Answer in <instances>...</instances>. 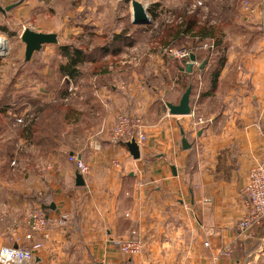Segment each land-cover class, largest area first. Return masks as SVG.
Here are the masks:
<instances>
[{
    "label": "crops",
    "instance_id": "crops-1",
    "mask_svg": "<svg viewBox=\"0 0 264 264\" xmlns=\"http://www.w3.org/2000/svg\"><path fill=\"white\" fill-rule=\"evenodd\" d=\"M31 1L21 0L16 12ZM255 1L249 0L252 14L239 9L236 37L225 38L226 61L214 89V72L196 63L199 71L190 76L201 82L191 89L190 116L168 114L165 104H177L182 95L172 92V82L155 94L134 80L109 92L100 85L90 106L98 117L95 124L78 120L85 104L75 106L73 122L62 119V135L71 143L48 153L53 179L0 178V248L12 236V247L27 246V212L41 204L49 206L50 228L33 264H264V217L250 230L238 228L247 213L248 174L264 159V34ZM178 71L189 80L187 72ZM125 74L116 72L120 79ZM119 112L146 123L147 139L137 160L123 144L108 142ZM198 118L203 123L196 126ZM70 155L88 167L83 186L74 184L77 169ZM125 239L140 243L136 256L116 247Z\"/></svg>",
    "mask_w": 264,
    "mask_h": 264
},
{
    "label": "rangeland",
    "instance_id": "rangeland-1",
    "mask_svg": "<svg viewBox=\"0 0 264 264\" xmlns=\"http://www.w3.org/2000/svg\"><path fill=\"white\" fill-rule=\"evenodd\" d=\"M136 1L147 7L149 24H132L130 0H32L33 5L28 9L22 7L18 12L21 0H12L9 5L17 6L9 12L0 13V36L6 40L0 49V109L5 104L8 106L5 113H0L1 179L26 180L33 176L35 183L53 179L54 167H51L53 162L48 153L56 152L63 142L71 143L68 137L64 139L62 135V130H66L62 119L67 118L64 117L67 114L64 106L75 110V106L85 104L78 120L86 125L95 124L98 117L94 107L91 109L90 106H93L94 101L92 91L100 85L109 92L111 86L119 89L127 86V80H134L137 84L142 82L149 87L148 93L155 94L159 88L172 82L170 88L178 96L188 85L196 89L201 82L197 81L196 76H190L187 80L185 74L178 73V68L184 69L188 59L173 55V52L182 49L189 51L193 42L189 37L174 42L167 34H171L170 31L182 17L193 16L200 27L217 26L222 29L227 42L233 40L242 22L238 18V11L247 0ZM257 2L259 0L253 4ZM223 4H228L231 12L223 9ZM220 19H227L230 23L216 25ZM25 28L46 34L54 33L58 44L42 46L40 51L32 54L28 62H24V44L20 34ZM259 33L264 34V26H259ZM209 43L205 41V44ZM62 46L80 49L84 54V62L79 66L82 74L75 79L58 74V65L66 62L65 55L59 50ZM207 50L201 46L197 52L198 59L193 64L195 71L192 74L198 72L196 63L200 64L204 60ZM212 50L210 48L211 59L204 69V72L211 74L216 71V54ZM116 72L127 74L120 79ZM71 86L73 89L69 91ZM64 91L66 94L62 98L60 94ZM17 97L23 101L11 104L10 99ZM29 99L40 102L38 104L45 108L53 107L36 114L34 108L36 110L38 104L27 106L26 101ZM57 104L62 110H55L59 109ZM77 115L72 113L65 121L73 122ZM32 119L36 121L34 134L35 142L41 146L39 148L20 137L22 129ZM197 120L195 125H202L197 124ZM143 122L145 130L144 119ZM4 143L6 146L13 144L12 157L8 158L6 152L1 153ZM59 158L58 162H62V154ZM34 208H41L47 214L49 206L31 205L27 213ZM12 238L8 237L7 247L11 246Z\"/></svg>",
    "mask_w": 264,
    "mask_h": 264
},
{
    "label": "built area",
    "instance_id": "built-area-1",
    "mask_svg": "<svg viewBox=\"0 0 264 264\" xmlns=\"http://www.w3.org/2000/svg\"><path fill=\"white\" fill-rule=\"evenodd\" d=\"M9 2H12V0H0L1 5ZM199 3L201 4V1L198 2V5H200ZM259 6L258 18L262 21L261 26H264V0H259ZM242 10L245 15L252 14L249 0L244 2ZM202 47L208 49L211 48V45L204 44ZM189 53L188 50L182 49L173 52V55L188 59ZM72 89V86L69 87V91H72ZM202 123V120L198 118L197 124ZM143 128L144 122L141 117L119 113L115 116L112 126L109 128L108 142L112 145H124L126 141L133 138L139 151H141L147 139ZM69 161L75 165L81 175L84 176L88 173V167L76 155H71ZM243 195L247 200V213L238 223L241 232L250 230L253 222H258L264 217V159L256 163L250 170ZM49 223L48 216L43 209H32L28 213L27 229L24 234V241L27 246L1 247L0 264H33L34 252L42 248L43 239L48 237ZM116 247L121 253L129 257L136 256L141 250L140 243L132 239L118 240L116 241Z\"/></svg>",
    "mask_w": 264,
    "mask_h": 264
},
{
    "label": "trees",
    "instance_id": "trees-1",
    "mask_svg": "<svg viewBox=\"0 0 264 264\" xmlns=\"http://www.w3.org/2000/svg\"><path fill=\"white\" fill-rule=\"evenodd\" d=\"M223 9L225 8L226 11H230L231 12V8L228 6V4H223ZM151 13V10L149 11ZM218 24L216 25H224L227 23H230L227 19H220V21L216 22ZM241 29V26H240ZM171 34H167L168 36H171L174 40V42H179L181 41L183 38L185 37H189L191 42H193V46L192 48H190V52L194 54L195 56V60L198 59V54L197 52L199 50H201V46H203V44H205V41H209L211 43H209V45H211V49L213 48L212 52L216 54V58H215V72H214V77L213 79L210 80V84H211V89H214L215 84H216V78L218 76V73L220 72V70L222 69V67L224 66V63L226 61V51H227V47H226V42H225V36L222 34V29H220L217 26L211 25V26H203L200 27L195 18H193V16H184L181 18L180 22H178L176 24V26L170 31ZM59 50L65 55L66 57V62L64 64H59L57 69H58V74L60 76H64V77H68L70 79H75L78 76H80L82 73L79 72V66L84 62V54L82 52V50L77 49V48H69V46H62L59 47ZM207 50V49H206ZM210 48L207 50V52L205 53L204 56V66L203 69L205 68V66L208 65L209 60L211 59V54L210 53ZM207 64V65H206ZM200 65V64H198ZM198 70V66L197 69ZM199 71V70H198ZM183 72H186L185 70H183ZM193 70L190 71V73H188V75L190 76L192 74ZM191 89L192 86H191ZM65 91L62 92L60 95H62V98L65 97ZM22 96V95H21ZM23 101L20 97L17 98H13L10 99V103L14 104V103H19V101ZM26 102L30 103L32 105V107H34V105H37L40 102H36L33 101L31 99L27 100ZM17 103V104H18ZM58 105V104H57ZM59 106V105H58ZM57 106V107H58ZM8 106L5 104V106H3L0 109V113H5V110ZM37 107V109L35 110L34 108V112H36V114H40L43 111L52 108L53 106H50L49 108H45V106H41V105H37L35 106ZM59 109L55 108L56 111H60L62 110V108H60V106L58 107ZM64 108H66V116L64 117H71L69 116L70 114L73 113V115L75 114V111L73 109H71L69 106H64ZM65 118V119H67ZM35 119V118H34ZM32 119L30 122H28L25 127L22 129V138L25 139L26 142L30 143V144H37L38 142H35V134H34V130H35V126H36V121ZM8 143V142H7ZM1 153L6 152V154L9 157L13 156L14 153V148H13V144L11 143V145L6 146L5 143L2 144L1 146Z\"/></svg>",
    "mask_w": 264,
    "mask_h": 264
},
{
    "label": "water",
    "instance_id": "water-1",
    "mask_svg": "<svg viewBox=\"0 0 264 264\" xmlns=\"http://www.w3.org/2000/svg\"><path fill=\"white\" fill-rule=\"evenodd\" d=\"M131 5V22L133 25H146L150 23V19L148 17V10L146 6H143L139 1L130 0ZM17 4H11L8 6H1L0 5V13L4 14L9 12ZM20 40L24 44V55L23 60L24 62H28L34 52L40 51L41 47L44 45H57V35L54 33L46 34L42 32H35L30 29H23L20 34ZM195 56L193 53H189L188 55V62L185 64L184 69L187 73H190L193 64L195 63ZM205 62L200 64V68H203ZM190 93H191V86H187V88L182 93L179 101L177 104H170L166 103L165 106L167 108V112L171 116H190L192 111L190 108ZM125 148L127 149L128 155L131 159L137 160L140 158V152L138 145L135 143L134 139L131 138L130 140L124 143ZM181 147L183 150H187L190 148V145L186 142L184 136L181 139ZM173 169V168H172ZM74 184L75 186H83L84 181L83 177L79 174L78 171L74 173ZM53 209V206H51Z\"/></svg>",
    "mask_w": 264,
    "mask_h": 264
},
{
    "label": "bare ground",
    "instance_id": "bare-ground-1",
    "mask_svg": "<svg viewBox=\"0 0 264 264\" xmlns=\"http://www.w3.org/2000/svg\"><path fill=\"white\" fill-rule=\"evenodd\" d=\"M4 42H6V40L0 36V49H2V46H4Z\"/></svg>",
    "mask_w": 264,
    "mask_h": 264
}]
</instances>
